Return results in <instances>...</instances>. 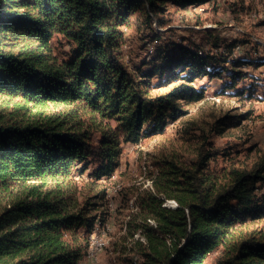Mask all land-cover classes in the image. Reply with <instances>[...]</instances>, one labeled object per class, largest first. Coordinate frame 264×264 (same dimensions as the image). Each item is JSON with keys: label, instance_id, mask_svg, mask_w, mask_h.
Masks as SVG:
<instances>
[{"label": "trees", "instance_id": "obj_1", "mask_svg": "<svg viewBox=\"0 0 264 264\" xmlns=\"http://www.w3.org/2000/svg\"><path fill=\"white\" fill-rule=\"evenodd\" d=\"M206 1L0 0V264L79 263L104 223L96 209L104 189L94 180L113 174L121 140L136 143L184 114L180 100L203 97L194 82L223 53L218 31L205 28L218 53L180 45L157 68L131 69L118 50L120 27L140 8L146 23L162 24L160 7ZM55 36L71 42L67 58L54 53ZM156 69L170 86L153 95ZM239 117L216 121L223 130ZM218 151L198 146L190 166L164 160L158 195L143 197L133 216L146 238L141 264H204L231 226L264 217V155L232 166L230 182L216 186L205 168ZM91 165L80 186L76 177ZM230 246L227 264H264V233Z\"/></svg>", "mask_w": 264, "mask_h": 264}, {"label": "rangeland", "instance_id": "obj_2", "mask_svg": "<svg viewBox=\"0 0 264 264\" xmlns=\"http://www.w3.org/2000/svg\"><path fill=\"white\" fill-rule=\"evenodd\" d=\"M159 11L162 24L156 23L154 17L152 24L146 23L144 9L140 8L120 27L118 50L131 69H146L148 65L157 68L173 47L180 45L198 46L207 54L218 53L217 47L207 40L211 37L206 36L205 28L218 31L223 53L219 54L220 61L209 67L213 73L194 82L203 90V97L190 102L180 100L184 114L168 119L162 130L145 135L136 143L121 140L119 163L113 174L94 180L96 189H104L96 208L104 223L97 222L90 234L94 231L98 235L102 248L93 254L94 242L91 244L89 236L92 255L89 256L88 246L78 264H141L140 251L146 238L141 226L133 228L138 223L133 216L141 210L139 202L143 197L148 193L158 195L154 184L164 160L190 166L198 146L217 148L219 151L209 157L205 169L218 186L230 182L232 166L249 167L264 155V0H209L185 8L167 4ZM52 42L54 53L67 58L71 42L59 36ZM163 77L156 69L150 78V93L162 94L169 88L170 85L160 84ZM237 114V124L220 130L222 125L217 118ZM93 167L76 177L80 186L92 178L88 172ZM263 191L264 184L258 192ZM174 204L177 203L173 199L163 201V205ZM146 221L156 224L150 216ZM261 233L264 217L234 224L223 241L206 253L204 264H227L233 242Z\"/></svg>", "mask_w": 264, "mask_h": 264}, {"label": "built area", "instance_id": "obj_3", "mask_svg": "<svg viewBox=\"0 0 264 264\" xmlns=\"http://www.w3.org/2000/svg\"><path fill=\"white\" fill-rule=\"evenodd\" d=\"M89 236L93 237V242H94L93 254L96 255L98 250H101L102 248V240L98 237V235L95 234L94 231L92 234H89Z\"/></svg>", "mask_w": 264, "mask_h": 264}, {"label": "bare ground", "instance_id": "obj_4", "mask_svg": "<svg viewBox=\"0 0 264 264\" xmlns=\"http://www.w3.org/2000/svg\"><path fill=\"white\" fill-rule=\"evenodd\" d=\"M175 205V204H174ZM92 234V233H91ZM91 239H92V241H91V244L93 243V237L91 236ZM89 244H90V238H89ZM90 244V245H91ZM91 255H92V248L89 246V256L91 257Z\"/></svg>", "mask_w": 264, "mask_h": 264}]
</instances>
